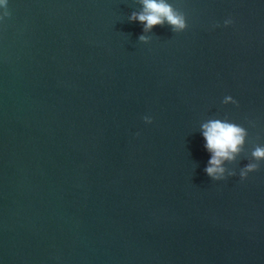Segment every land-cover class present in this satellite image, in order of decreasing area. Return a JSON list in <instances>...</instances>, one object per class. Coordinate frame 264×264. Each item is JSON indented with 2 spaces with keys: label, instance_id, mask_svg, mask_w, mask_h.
<instances>
[{
  "label": "water",
  "instance_id": "obj_1",
  "mask_svg": "<svg viewBox=\"0 0 264 264\" xmlns=\"http://www.w3.org/2000/svg\"><path fill=\"white\" fill-rule=\"evenodd\" d=\"M168 2L147 43L136 0L0 7V264H264V0ZM212 118L248 132L220 181Z\"/></svg>",
  "mask_w": 264,
  "mask_h": 264
},
{
  "label": "clouds",
  "instance_id": "obj_2",
  "mask_svg": "<svg viewBox=\"0 0 264 264\" xmlns=\"http://www.w3.org/2000/svg\"><path fill=\"white\" fill-rule=\"evenodd\" d=\"M141 6L139 11H132L128 16L129 22H139L143 25V34L138 37V41L147 43L150 36L146 35L152 32L154 26H170L174 33L182 32L186 29L185 14L174 8L168 0H136ZM7 0H0V7L6 9ZM7 10L3 16H8ZM224 26L232 23L230 19H226ZM214 24L213 27H219ZM223 104H236L237 102L231 96H225ZM143 120L146 124L152 123L149 116H144ZM200 131L204 138L205 149L211 154L210 159L205 167V173L212 181L224 180L227 177L236 175L234 169L226 168V164H233L237 157L244 153V145L248 132L244 127L234 122H230L227 118L208 119L200 125ZM248 162L239 170L240 180H244L248 173L257 171L260 164L264 161V145L253 144L250 153L246 154Z\"/></svg>",
  "mask_w": 264,
  "mask_h": 264
}]
</instances>
